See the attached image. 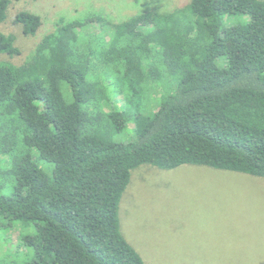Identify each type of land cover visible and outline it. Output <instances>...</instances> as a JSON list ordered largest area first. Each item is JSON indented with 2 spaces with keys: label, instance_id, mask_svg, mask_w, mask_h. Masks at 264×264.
<instances>
[{
  "label": "trees",
  "instance_id": "obj_1",
  "mask_svg": "<svg viewBox=\"0 0 264 264\" xmlns=\"http://www.w3.org/2000/svg\"><path fill=\"white\" fill-rule=\"evenodd\" d=\"M11 7L0 0V232L19 230L13 264H148L118 218L142 166L264 177V0L60 18L20 62L2 25ZM10 23L28 37L42 25L25 10Z\"/></svg>",
  "mask_w": 264,
  "mask_h": 264
},
{
  "label": "rangeland",
  "instance_id": "obj_2",
  "mask_svg": "<svg viewBox=\"0 0 264 264\" xmlns=\"http://www.w3.org/2000/svg\"><path fill=\"white\" fill-rule=\"evenodd\" d=\"M190 1L12 0L2 25L16 37L20 62L60 18L98 14L118 23L143 12H171ZM21 10L40 17L42 25L34 36H24L11 25L13 12ZM118 218L126 241L148 264H189L168 256L180 248L184 254L218 252V264H264V177L192 165L170 171L142 166L122 195ZM18 234L12 229L2 239L0 232V264H11L14 253L22 252ZM197 242L204 247L194 248Z\"/></svg>",
  "mask_w": 264,
  "mask_h": 264
},
{
  "label": "crops",
  "instance_id": "obj_3",
  "mask_svg": "<svg viewBox=\"0 0 264 264\" xmlns=\"http://www.w3.org/2000/svg\"><path fill=\"white\" fill-rule=\"evenodd\" d=\"M215 171H217V170H215ZM205 241H206V239H205ZM204 242L203 243L197 242L195 244L194 248H196V249H198L197 247L203 248L204 247ZM181 250H182L181 248L179 250L176 249L175 252L172 255H168V256L171 259H174V260L186 259L185 262L189 263V264H192L193 260H194V264H218V262H219V261H217V259L219 258V256L217 258V255H220L218 252L214 253V251L210 252V251H200L199 250V254H196L194 252H192V253H188L187 252L186 254H184V252L181 251ZM140 256L144 260V257L141 254H140Z\"/></svg>",
  "mask_w": 264,
  "mask_h": 264
}]
</instances>
